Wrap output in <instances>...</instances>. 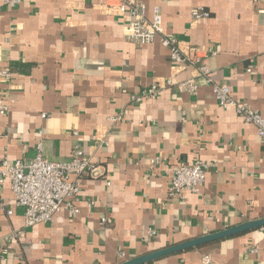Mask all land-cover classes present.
Listing matches in <instances>:
<instances>
[{
  "label": "crops",
  "instance_id": "crops-1",
  "mask_svg": "<svg viewBox=\"0 0 264 264\" xmlns=\"http://www.w3.org/2000/svg\"><path fill=\"white\" fill-rule=\"evenodd\" d=\"M142 1L149 15L159 7L165 34L183 48L216 50L204 60L212 77L264 116V83L256 81L264 75V0ZM111 4L0 1V69L11 73L9 81L0 79L7 105L0 160L29 161L40 143L45 158L65 161L78 144L99 166L98 176L82 182L76 216L62 209L17 239L9 234L23 227L22 209L6 181L1 195L13 213L0 208V246L7 249L0 264H119L120 250L131 258L264 217V143L255 126L220 106L202 82L195 95L168 87L132 102L131 94L155 80L197 74L193 66L176 68L160 37L128 40L126 17ZM197 5L210 17L193 21ZM154 157L159 162L151 166ZM196 158L217 166L206 171L198 193L168 198L171 169ZM204 254L210 264H264V227L146 264H200Z\"/></svg>",
  "mask_w": 264,
  "mask_h": 264
},
{
  "label": "built area",
  "instance_id": "built-area-1",
  "mask_svg": "<svg viewBox=\"0 0 264 264\" xmlns=\"http://www.w3.org/2000/svg\"><path fill=\"white\" fill-rule=\"evenodd\" d=\"M2 5L15 7L21 2L29 0H0ZM114 11L126 17L124 34L128 40L145 44L161 38V43L168 49L170 61L176 68L193 66L197 78L175 80L172 77L162 78L153 81L150 85L140 88L136 93L131 94L132 102L138 103L144 99L159 96L168 87H174L191 95L197 94L202 83L210 85L213 96L218 104L224 108H233L235 112L245 121L255 126L257 135L264 143V116L247 103L235 98L231 87L226 82H217L212 77L211 67L204 62L209 56L217 52L213 48L193 46L183 48L180 41L165 34L163 17L159 7H154L151 14L147 12L146 3L142 0H110ZM260 0H252L257 4ZM258 11L263 12V8ZM190 17L193 21H199L210 17V12L202 5L191 8ZM252 67L247 69L250 72ZM11 73L8 69H0V79L9 81ZM256 81L264 83V75ZM7 105L0 100V114H5ZM47 114L42 113V117ZM111 123L120 120L115 115L109 118ZM107 143V142H105ZM154 157L150 164L158 163ZM217 166V162H207L196 158L192 162H179L171 169L167 196L170 199L183 197L185 192L198 193L204 183L206 171ZM99 166L82 151L79 145L72 149L71 156L65 161H56L45 158L41 153V144H37V153L29 161L21 159L10 161L8 158L0 160V208L10 216L13 210L6 207L2 198V190L6 181L12 193V199L16 207L22 209L23 227L14 228L9 234L10 239L24 237L26 228L37 223L47 222L53 215L65 209L70 217L76 216L79 212L77 206L81 185L86 177L98 176ZM93 201H89V205ZM102 221H106L103 217ZM154 229H149L147 234L155 235ZM255 252L256 248H251ZM0 254H7V249L0 246ZM117 255L122 262L130 257L124 250L118 251ZM211 256H201L200 264H210Z\"/></svg>",
  "mask_w": 264,
  "mask_h": 264
},
{
  "label": "water",
  "instance_id": "water-1",
  "mask_svg": "<svg viewBox=\"0 0 264 264\" xmlns=\"http://www.w3.org/2000/svg\"><path fill=\"white\" fill-rule=\"evenodd\" d=\"M260 227H264V217L258 218L255 220L241 222L237 225L228 227L226 229H223V230H220L214 233L188 239V240L173 244L171 246H168V247H165L159 250H155V251L148 252V253H145L139 256L131 257L128 260H125L119 264H146L166 254L179 252V251L193 248V247H198L200 245H203L211 241L219 240L225 237L233 236V235L243 233L249 230L257 229Z\"/></svg>",
  "mask_w": 264,
  "mask_h": 264
}]
</instances>
